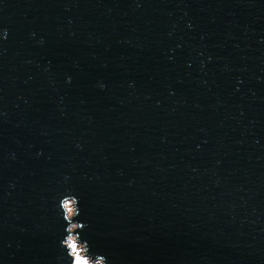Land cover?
I'll return each instance as SVG.
<instances>
[{
	"label": "water",
	"instance_id": "95a60500",
	"mask_svg": "<svg viewBox=\"0 0 264 264\" xmlns=\"http://www.w3.org/2000/svg\"><path fill=\"white\" fill-rule=\"evenodd\" d=\"M70 239L264 264V0H0V264Z\"/></svg>",
	"mask_w": 264,
	"mask_h": 264
},
{
	"label": "snow or ice",
	"instance_id": "6c2138e0",
	"mask_svg": "<svg viewBox=\"0 0 264 264\" xmlns=\"http://www.w3.org/2000/svg\"><path fill=\"white\" fill-rule=\"evenodd\" d=\"M66 208H67V210H68V214H69V216L72 215V214L74 213V209L71 207L70 204L66 205ZM71 247H72L73 250H74V254H76L77 257H78L79 264H85V262H84L82 259L79 258V257H80V253H79L78 251H76V249H77L76 244H75V243H71Z\"/></svg>",
	"mask_w": 264,
	"mask_h": 264
},
{
	"label": "rangeland",
	"instance_id": "374dc122",
	"mask_svg": "<svg viewBox=\"0 0 264 264\" xmlns=\"http://www.w3.org/2000/svg\"><path fill=\"white\" fill-rule=\"evenodd\" d=\"M71 243H75V241L72 240V239H70V240L68 241V246H69L70 249H71V253H72L73 257H74V260H75V261H78V257H77L76 254H74V250H73V248L71 247ZM75 244H76V243H75ZM76 246H77L76 251H78V252L80 253V257H82V249L79 247L78 244H76ZM80 257H79V258H80ZM82 258H83V257H82ZM97 264H99V263H97Z\"/></svg>",
	"mask_w": 264,
	"mask_h": 264
},
{
	"label": "trees",
	"instance_id": "16d2710c",
	"mask_svg": "<svg viewBox=\"0 0 264 264\" xmlns=\"http://www.w3.org/2000/svg\"><path fill=\"white\" fill-rule=\"evenodd\" d=\"M80 259H82L85 262V264H97V263H91V262L87 261L86 259H84L82 257H80ZM75 264H79V260L75 261Z\"/></svg>",
	"mask_w": 264,
	"mask_h": 264
},
{
	"label": "bare ground",
	"instance_id": "6f19581e",
	"mask_svg": "<svg viewBox=\"0 0 264 264\" xmlns=\"http://www.w3.org/2000/svg\"><path fill=\"white\" fill-rule=\"evenodd\" d=\"M82 249V248H81ZM83 251V250H82Z\"/></svg>",
	"mask_w": 264,
	"mask_h": 264
}]
</instances>
